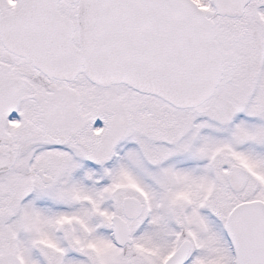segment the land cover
Returning <instances> with one entry per match:
<instances>
[{
	"label": "snow or ice",
	"instance_id": "snow-or-ice-1",
	"mask_svg": "<svg viewBox=\"0 0 264 264\" xmlns=\"http://www.w3.org/2000/svg\"><path fill=\"white\" fill-rule=\"evenodd\" d=\"M0 264H264V0H0Z\"/></svg>",
	"mask_w": 264,
	"mask_h": 264
}]
</instances>
